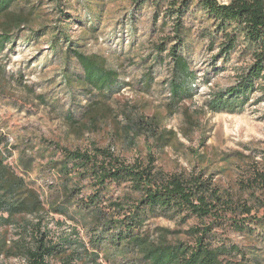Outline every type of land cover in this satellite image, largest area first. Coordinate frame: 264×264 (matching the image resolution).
I'll return each instance as SVG.
<instances>
[{"label":"rangeland","instance_id":"obj_1","mask_svg":"<svg viewBox=\"0 0 264 264\" xmlns=\"http://www.w3.org/2000/svg\"><path fill=\"white\" fill-rule=\"evenodd\" d=\"M30 4L36 8L32 22L19 40L0 53V63L6 70L5 81L0 83V148L11 149L7 162L39 189L46 206L53 199L61 201L59 194L66 179L53 165L62 154L61 148L55 146L110 147L115 154L132 162L145 157L149 146H159L151 133L156 126L176 132L167 147L155 151L156 164L165 171L192 173L204 168L222 189L233 193L240 192L238 180L252 168L264 171V101H255L257 93L239 111L212 113L206 108L209 96L230 86L236 76L231 67H211V56L217 50L207 49L199 21L187 19L181 49L196 74L192 81L193 96L173 105L169 89L173 62L165 51L158 58L155 49L165 40L173 44L175 40L166 38H172L174 33L170 27L162 30L160 21L153 28V9L145 7L137 11L132 0H93L90 7L81 0L57 4L50 0L20 1V6L26 9ZM130 18L134 21L130 22ZM62 26L66 37L59 34ZM70 48L105 57L108 66L119 73L122 85L108 100L112 112L97 118L94 125L83 114L93 100L94 91L90 93L79 83L83 70ZM67 114H72L86 128L74 127ZM86 182L75 187L76 192L82 188L79 199ZM256 194L259 201L252 214L259 218L264 212V205L261 206L264 191ZM45 218L54 234H73L70 229L76 227L77 235L93 250L97 239L92 225L68 220L55 212ZM199 224L194 218L181 223L158 216L147 220L146 229L156 236L155 228L165 227L173 231L169 240L191 242L186 230ZM217 232L220 239L233 241L241 248L249 245L260 264H264V232L246 236L229 224ZM22 234L18 224L5 229L8 243ZM102 246L105 250L99 253L96 260L99 264H145L134 251L116 249L108 243ZM0 264L26 262L18 256L1 255ZM49 264L59 262L51 259Z\"/></svg>","mask_w":264,"mask_h":264},{"label":"trees","instance_id":"obj_2","mask_svg":"<svg viewBox=\"0 0 264 264\" xmlns=\"http://www.w3.org/2000/svg\"><path fill=\"white\" fill-rule=\"evenodd\" d=\"M20 1L0 0V53L20 39L35 15L34 4L26 9L20 6ZM50 1L57 4L72 0ZM132 1L137 11L145 7L153 9V28L160 21L162 30L170 27L174 33L172 38H166L175 40L173 44L165 40L155 49L158 58L165 51L173 62L169 81L171 104L191 98L194 91L192 81L196 74L181 50L188 18L202 24L201 36L207 41V49L217 50L211 56V67L235 70L234 82L205 101L207 110L212 113L242 110L256 93L255 101H264V0ZM81 3L90 7L93 0H81ZM87 11L91 12L89 8ZM62 14L66 16L67 12ZM62 21L65 25L66 21ZM65 33L62 26L59 34L66 37ZM70 50L83 70L79 83L90 89V93L94 91L93 100L83 113L90 125H94L97 118L112 112L108 100L122 85L119 73L99 54ZM5 78V65L0 63V83ZM69 83L73 86L71 80ZM67 119L74 127L86 128L72 114H67ZM151 133L159 146H149L145 157L132 162L115 154L110 147L55 146L61 148L62 154L53 165L66 179L59 194L61 201L53 199L47 206L39 189L7 162L11 149L0 148V256H18L26 264H49L51 259L59 264H99L96 260L105 250L101 245L108 243L116 249L123 247L136 252L145 264H260L249 245L241 248L233 241L220 239L217 231L229 224L246 236L255 231L264 232V212L259 218L252 214L259 201L256 193L264 191V171L252 168L238 180L239 193L222 189L204 168L192 173L165 171L156 164V152L167 147L176 132L156 126ZM82 181L87 184L79 199L82 188L76 192L75 187ZM50 212L92 225L97 239L93 238L95 249L87 248L76 227L70 229L74 235L54 234L45 222ZM158 216L181 223L194 218L201 225L186 230L191 242L171 241L168 236L173 231L168 228L156 227V236L146 229L147 220ZM15 224L24 234L8 243L5 229ZM56 224L61 223L56 221ZM101 239L104 240L99 245Z\"/></svg>","mask_w":264,"mask_h":264}]
</instances>
